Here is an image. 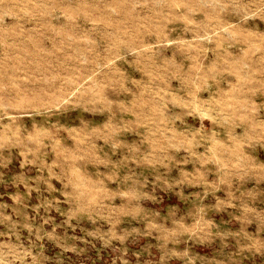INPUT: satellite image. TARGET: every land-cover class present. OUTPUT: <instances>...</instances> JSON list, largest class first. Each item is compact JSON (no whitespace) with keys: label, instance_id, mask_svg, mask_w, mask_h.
<instances>
[{"label":"rangeland","instance_id":"obj_1","mask_svg":"<svg viewBox=\"0 0 264 264\" xmlns=\"http://www.w3.org/2000/svg\"><path fill=\"white\" fill-rule=\"evenodd\" d=\"M0 264H264V0H0Z\"/></svg>","mask_w":264,"mask_h":264}]
</instances>
